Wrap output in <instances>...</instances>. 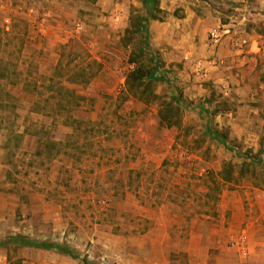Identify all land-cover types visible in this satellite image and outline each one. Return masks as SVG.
Segmentation results:
<instances>
[{
    "label": "rangeland",
    "instance_id": "obj_1",
    "mask_svg": "<svg viewBox=\"0 0 264 264\" xmlns=\"http://www.w3.org/2000/svg\"><path fill=\"white\" fill-rule=\"evenodd\" d=\"M257 1L159 0L142 31L143 0H0V241L75 252L17 241L0 264H119L107 234L166 224L173 264H263L251 217L264 201V62L210 41L255 22L244 15ZM156 63L166 78L130 90L128 75ZM236 198L247 214L233 240ZM222 229L226 250L205 256ZM192 232L206 234L196 253Z\"/></svg>",
    "mask_w": 264,
    "mask_h": 264
},
{
    "label": "crops",
    "instance_id": "obj_2",
    "mask_svg": "<svg viewBox=\"0 0 264 264\" xmlns=\"http://www.w3.org/2000/svg\"><path fill=\"white\" fill-rule=\"evenodd\" d=\"M256 12H249L245 14V18L249 19L250 15H254L255 22H251V24H246V27H242L241 21L237 22V29L239 34L246 35L250 37L251 39V46L249 50L244 53V55H238L237 60L243 63L247 61V59L250 61H255V64H261L264 62L263 56L259 52L258 45H261L264 43V34L260 30V25H264V0H258L256 2ZM244 18V19H245ZM251 21V20H250ZM231 23V22H230ZM243 23V22H242ZM229 25L228 24H222ZM248 25V27H247ZM232 34H226L222 45L223 48L221 50L225 51V53H237L236 50L231 46L230 40H231ZM262 46V45H261ZM230 59L232 56H229ZM235 58V57H232ZM233 60V59H232ZM241 62V64H242ZM260 68L264 71V64L260 65ZM259 92L255 91L254 93H258L262 99H264V81H261V88L258 90ZM261 110L263 108H260ZM263 111V110H262ZM263 120V117H260ZM260 195H264V190H260ZM264 201L262 198L258 199L255 204V215L251 218L253 219L252 224H255V222L258 224V227L255 229L253 228L251 230L252 234L251 237L257 241L258 244H261L258 248L256 246V242H253L251 244V248L249 249H255L257 248L258 252L264 254ZM229 203V209L231 211V231L235 233V236L232 237L230 235V230H218L211 232V235L206 237V234L198 233V232H192L190 239H189V245L186 248L188 251H194L196 253L197 247H196V239L197 237H203L205 236L208 238V242L205 244V252L204 255L208 256L209 254V248H220L221 250H226V238L232 237V239L238 240L245 231H240L239 228L241 224L244 221H246V207L244 205V202H242L240 199L236 198L235 200H232ZM172 224H166L164 226L158 225L157 227H153L152 229H149L144 234L140 236H129L127 238L122 237H113L110 234H107L105 236L106 238L103 239L101 242L104 246L108 247L110 249L109 251L114 252L113 254L116 255L117 261H119V264H173L172 261V252L175 251V244L172 242V234L171 229ZM232 232V233H233ZM219 235L218 237L216 235ZM227 234V235H226ZM215 235V236H214ZM214 237L215 241H213L215 244H209V242H212L211 238ZM224 238V239H223ZM219 239V240H217ZM216 242H218L216 244ZM140 245V246H137ZM235 246V245H234ZM260 250V251H259ZM207 264V263H206ZM264 264V262H263Z\"/></svg>",
    "mask_w": 264,
    "mask_h": 264
},
{
    "label": "trees",
    "instance_id": "obj_3",
    "mask_svg": "<svg viewBox=\"0 0 264 264\" xmlns=\"http://www.w3.org/2000/svg\"><path fill=\"white\" fill-rule=\"evenodd\" d=\"M143 1L149 10H148V15L143 16L141 18V28L140 29L142 31H145V30L147 31L148 29L147 24L149 20L158 18L156 14V10L159 8V0H143ZM139 48L141 50V53L144 54L146 52L145 41L141 43V46ZM160 67L161 66H159L157 63L151 65L149 68H146L143 65H139L135 70H133L128 75L127 83H128L129 89L132 91H138V89H140L139 87L143 85L147 86L150 82L154 80L165 79L166 78L165 72ZM232 175L233 174H232L231 168H227L225 170V175H224L226 180H231ZM17 241L26 246H34L37 248H47V249L57 248L61 252L75 255L74 250H72L69 246L65 244L61 245V244L53 243V242L39 241V240H35V239L29 238L23 235L10 237L3 241H0V245L7 246Z\"/></svg>",
    "mask_w": 264,
    "mask_h": 264
},
{
    "label": "built area",
    "instance_id": "obj_4",
    "mask_svg": "<svg viewBox=\"0 0 264 264\" xmlns=\"http://www.w3.org/2000/svg\"><path fill=\"white\" fill-rule=\"evenodd\" d=\"M226 34H232L230 43L234 50L239 53H245L249 50L251 46V39L246 35L239 34L237 29V22L235 21H232L231 23H229V25H224L223 30L212 31L210 36L211 45L214 48H217L223 43V38ZM261 45H258L259 52L264 57V43ZM197 66L200 70L204 67L201 61L198 62ZM102 264H110V261L107 258H103Z\"/></svg>",
    "mask_w": 264,
    "mask_h": 264
}]
</instances>
